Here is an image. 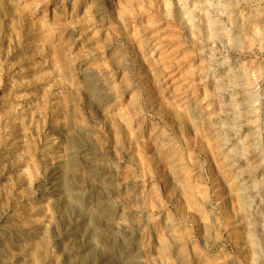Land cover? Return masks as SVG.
Returning a JSON list of instances; mask_svg holds the SVG:
<instances>
[{
    "label": "rangeland",
    "instance_id": "obj_1",
    "mask_svg": "<svg viewBox=\"0 0 264 264\" xmlns=\"http://www.w3.org/2000/svg\"><path fill=\"white\" fill-rule=\"evenodd\" d=\"M263 182L264 0H0V264H264Z\"/></svg>",
    "mask_w": 264,
    "mask_h": 264
},
{
    "label": "bare ground",
    "instance_id": "obj_2",
    "mask_svg": "<svg viewBox=\"0 0 264 264\" xmlns=\"http://www.w3.org/2000/svg\"><path fill=\"white\" fill-rule=\"evenodd\" d=\"M204 1V0H203ZM113 2V1H112ZM117 2V1H116ZM148 2V1H147ZM206 3V2H205ZM216 3V2H215ZM220 3V2H219ZM207 4V3H206ZM191 5H193V4H191ZM212 5V4H211ZM210 5V6H211ZM224 5V4H223ZM222 5V6H223ZM228 5V4H227ZM214 6V5H213ZM220 6H221V4H220ZM230 6V5H229ZM229 6H226V8L225 9H227ZM169 7V6H168ZM178 7H180V6H178ZM235 7V6H234ZM151 8V7H150ZM208 9V8H207ZM196 10V9H195ZM162 11V10H161ZM180 11V10H179ZM178 11V12H179ZM231 12V11H230ZM229 13V12H228ZM190 14V13H189ZM198 14V13H197ZM192 15V14H191ZM153 16V15H152ZM249 16V15H248ZM20 17V16H19ZM180 17V16H179ZM255 17V16H254ZM168 18V17H167ZM177 18V17H176ZM185 18H186V16H185ZM184 18V19H185ZM208 18V21L209 22H211V20L209 19V16L207 17ZM245 18V17H244ZM244 18H242V19H244ZM179 19V18H178ZM226 19V18H225ZM170 20V19H169ZM180 21H181V19H179ZM192 20V19H191ZM247 20V19H246ZM20 21V20H19ZM189 21V20H188ZM214 21H216L215 19H214ZM225 21V20H224ZM242 21V20H241ZM240 21V22H241ZM181 22H183V21H181ZM207 22V21H206ZM226 22V21H225ZM192 23V22H191ZM205 23V22H204ZM201 24V23H200ZM251 25V24H250ZM186 26V25H185ZM245 26V25H244ZM208 28L209 27H211V26H207ZM35 28V27H34ZM212 28H214L213 26H212ZM220 28V27H219ZM182 29V28H181ZM198 29V28H197ZM211 29V28H210ZM216 29V28H215ZM224 29V28H223ZM209 32V31H208ZM214 33V32H213ZM216 33V32H215ZM261 33V32H260ZM42 35V34H41ZM154 35V34H153ZM139 36V35H138ZM226 37V36H225ZM262 37V36H261ZM208 38V37H207ZM161 39V38H160ZM195 39V38H194ZM229 40V39H228ZM231 40V39H230ZM237 40V39H236ZM160 41V40H159ZM158 41V42H159ZM198 41V40H197ZM222 41V40H221ZM157 42V41H156ZM178 42V41H177ZM200 42V41H199ZM231 42V41H230ZM236 42V41H235ZM233 43V42H232ZM161 44V43H160ZM228 44V43H227ZM226 44V45H227ZM177 48V47H176ZM169 50V49H168ZM203 50V49H202ZM151 52V51H150ZM177 52V51H176ZM198 52V51H197ZM199 54V53H198ZM164 57H165V55H164ZM173 57V56H172ZM181 57H182V55H181ZM170 58V57H169ZM226 58V57H225ZM174 60V59H173ZM183 60V59H182ZM189 60V59H188ZM224 60V59H223ZM227 60V59H226ZM228 62V61H227ZM174 63H176L175 61H174ZM224 63H226V62H224ZM210 67V66H209ZM211 70V69H210ZM189 71V70H188ZM230 71V70H229ZM242 71V70H241ZM175 72V71H174ZM186 73V72H185ZM244 73V72H243ZM183 74V73H182ZM215 74V73H214ZM212 76V75H211ZM256 77V76H255ZM255 77H254V81H255ZM178 78V77H177ZM230 78V77H229ZM257 78V77H256ZM179 79V78H178ZM248 80V79H247ZM253 81V80H252ZM96 82V81H95ZM217 82V81H216ZM246 82V81H245ZM224 83H226V82H224ZM228 83V82H227ZM234 83V82H233ZM253 83V82H252ZM237 84V83H236ZM251 84V83H250ZM249 84V85H250ZM94 85V84H93ZM213 85V84H212ZM233 85V84H232ZM254 85V84H253ZM245 86V85H244ZM247 87V86H246ZM249 87V86H248ZM251 87V86H250ZM94 88H95V86H94ZM92 89V88H91ZM214 89H215V87H214ZM217 89V88H216ZM221 89V88H220ZM252 91V90H251ZM249 92H250V90H249ZM234 95V94H233ZM237 95V94H236ZM249 96H251V95H249ZM230 97V96H229ZM228 97V98H229ZM236 97V96H235ZM235 97H233V98H230L231 99V101H234L235 100ZM254 97V96H253ZM257 97V96H256ZM255 97V98H256ZM252 98V97H251ZM229 99V100H230ZM254 99V98H253ZM235 102V101H234ZM246 102V101H245ZM239 103H240V101H239ZM140 104V103H139ZM239 105L238 103H234V105ZM221 105V104H220ZM223 105V104H222ZM233 105V104H232ZM235 105V106H236ZM241 105V104H240ZM231 106V105H230ZM234 106V107H235ZM233 108V107H232ZM252 109V108H251ZM231 111V110H230ZM220 112V111H219ZM203 113V112H202ZM251 113V112H250ZM185 114V113H184ZM220 115V114H219ZM250 115V114H249ZM205 117V116H204ZM236 118V117H235ZM240 118V117H239ZM253 122V121H252ZM186 123V122H185ZM239 124V123H238ZM249 124H251V123H249ZM253 124V123H252ZM220 127V126H219ZM224 127V126H223ZM255 128H257V127H255ZM232 129V128H231ZM234 129V128H233ZM230 130V129H229ZM255 130V129H254ZM257 130V129H256ZM239 131V130H238ZM222 133H224V132H222ZM238 133V132H237ZM239 134V133H238ZM224 136V135H223ZM233 136V135H232ZM244 136V135H243ZM246 136H248V135H246ZM258 136H259V134H258ZM231 137V136H230ZM254 137V136H253ZM250 138H252V137H250ZM224 139V138H223ZM248 139H249V137H248ZM216 141V140H215ZM237 141H239V140H237ZM248 140H247V138L246 137H243V139H241L239 142H238V146H234L233 148H232V150L231 151H233L234 153H240V151H241V153H242V150H243V148L245 147V143L247 142ZM251 143V142H250ZM257 143H259V142H257ZM223 147V146H222ZM261 150V149H260ZM244 151V150H243ZM229 153V152H228ZM91 155V154H90ZM242 156V155H241ZM84 157V156H83ZM87 157V156H86ZM74 161V160H73ZM89 161V160H88ZM262 163V162H261ZM256 164V163H255ZM95 165V164H94ZM231 165V164H230ZM253 165V164H252ZM68 169L70 168V167H67ZM66 168V169H67ZM72 168V167H71ZM74 169V168H73ZM62 170V169H61ZM64 170V169H63ZM75 170V169H74ZM74 170H71V171H74ZM65 171H67V170H65ZM96 171V170H95ZM69 172V171H68ZM91 172V171H90ZM236 172V171H235ZM251 172V171H250ZM71 173V172H70ZM245 173V172H244ZM74 174V173H73ZM64 175H65V172H64ZM75 175V174H74ZM97 175V174H96ZM103 175V174H102ZM61 176V175H60ZM59 176V177H60ZM69 176V175H68ZM71 177V176H70ZM103 177V176H102ZM254 178V177H253ZM260 178V177H259ZM62 180H63V178H62ZM263 181V180H262ZM64 182V181H63ZM68 182V181H67ZM71 182V181H70ZM106 183V182H105ZM258 183H260L258 180H256V181H254V186L257 184L258 185ZM75 184V183H74ZM251 184V183H250ZM263 184H264V182H263ZM63 185V184H62ZM61 185V186H62ZM101 185V184H100ZM256 185V186H257ZM59 186V185H58ZM68 186V185H67ZM70 186V185H69ZM72 186V185H71ZM74 186V185H73ZM253 186V185H252ZM259 186V185H258ZM60 187V186H59ZM77 188V187H76ZM103 188H104V185H103ZM103 188H101V189H103ZM62 189H63V187H62ZM65 190V189H64ZM68 190H70V188H68V187H66V190H65V192H68L69 193V191ZM73 190V189H72ZM106 191V190H105ZM75 192V191H74ZM109 193V192H108ZM62 194V193H61ZM72 194H73V192H72ZM75 194V193H74ZM74 194H73V196H74ZM83 193H81V196L83 197V195H82ZM77 195V194H76ZM68 196V195H67ZM66 196V197H67ZM78 196V195H77ZM62 197V196H61ZM75 197V196H74ZM79 197V196H78ZM63 198H65V197H63ZM77 198V197H76ZM86 198V197H85ZM72 199V198H71ZM105 199V198H104ZM108 199V198H107ZM106 199V201H108ZM68 200V199H67ZM89 200V199H88ZM97 200V199H96ZM95 200V201H96ZM69 201V200H68ZM76 201H77V199H76ZM82 201V200H81ZM72 202V201H71ZM78 202V201H77ZM93 202V201H92ZM98 202V201H97ZM105 201H103V203H104ZM73 203V202H72ZM79 203V202H78ZM80 203H82V202H80ZM96 202H94V204H95ZM102 203V202H101ZM107 203V202H106ZM109 204H111L110 203V201L108 202ZM68 204V203H67ZM97 204V203H96ZM95 204V205H96ZM65 205V204H64ZM88 205V204H87ZM94 205V206H95ZM101 205V204H100ZM113 205V204H112ZM94 206H93V208H94ZM97 206V205H96ZM106 206V205H105ZM63 207V206H62ZM65 207V206H64ZM63 207V208H64ZM73 207V206H72ZM71 206L69 207V209H71L72 208ZM79 207V206H78ZM83 207V206H82ZM110 207V205H107L105 208H107L108 210L110 209L109 208ZM114 207V206H113ZM89 208V207H88ZM238 208V207H237ZM243 208V207H242ZM68 209V210H69ZM85 209V208H84ZM90 209V208H89ZM96 209V208H95ZM106 209V210H107ZM66 210H67V208H66ZM76 210H77V208H76ZM88 210V209H87ZM87 210H85V211H87ZM111 210V209H110ZM109 210V211H110ZM239 210V209H238ZM79 212H80V210H78ZM82 211V210H81ZM89 211V210H88ZM116 211V210H115ZM67 212V211H66ZM65 212V213H66ZM92 212V211H91ZM94 212V211H93ZM107 211H105V213H106ZM86 213V212H85ZM90 213V212H89ZM94 213H96V212H94ZM234 213V212H233ZM255 213V212H254ZM259 213V212H258ZM263 213V212H262ZM260 214V213H259ZM62 215V214H61ZM65 215H67V214H65ZM79 215V214H78ZM82 215V214H81ZM97 215V214H96ZM258 215V214H257ZM262 215V214H261ZM260 215V216H261ZM264 215V214H263ZM87 216V215H86ZM89 216V215H88ZM100 216V215H99ZM108 216H109V214H108ZM259 216V215H258ZM257 216V217H258ZM259 216V217H260ZM68 217V216H67ZM90 217H91V215H90ZM107 217V216H106ZM234 217V216H233ZM97 218H98V216H97ZM101 218V217H100ZM110 218V217H109ZM80 219H81V221H83L84 219H85V216L84 215H82V216H80ZM76 220H77V217H76ZM91 221V220H90ZM115 221H117V220H115ZM216 222V221H215ZM86 223H87V221H86ZM89 223V222H88ZM96 223H98V222H95V224ZM101 223V222H100ZM112 223V222H111ZM111 223H109V224H111ZM84 224V223H83ZM103 224V223H102ZM104 224H106L105 222H104ZM87 225H89V224H86V226ZM115 225V224H114ZM217 225V224H216ZM264 225V224H263ZM75 226V225H74ZM102 226V225H101ZM104 226V225H103ZM110 226V225H109ZM115 226H117V227H119L120 228V226L119 225H115ZM251 226V225H250ZM253 226V225H252ZM105 227H107V226H105ZM261 227V226H260ZM259 227V228H260ZM84 228V227H83ZM86 228V227H85ZM89 228V227H88ZM92 228V227H91ZM90 228V229H91ZM94 228V227H93ZM101 229H102V227H100ZM115 228V227H114ZM119 228H117V229H119ZM205 229V228H204ZM72 230H75V229H72ZM85 230V229H84ZM120 230V229H119ZM122 230H123V228H122ZM261 230H264V229H261ZM94 231V230H93ZM99 231V230H98ZM97 231V232H98ZM113 231V230H112ZM244 231V230H243ZM118 232H120V231H118ZM213 232V231H212ZM104 233V232H103ZM264 233V232H263ZM94 234V233H93ZM110 234V233H109ZM112 234V233H111ZM115 234V233H114ZM59 235V234H58ZM85 235V234H84ZM98 235H99V233H98ZM102 235V233H100V236ZM107 235V234H106ZM82 236V235H81ZM110 236V235H109ZM108 236V237H109ZM121 236V235H120ZM54 237V236H53ZM72 237V236H71ZM95 237V236H94ZM81 238V237H80ZM98 238V237H97ZM57 239V238H56ZM77 239V238H76ZM99 239V238H98ZM69 240V239H68ZM79 240V239H78ZM77 240V241H78ZM108 240V239H107ZM106 240V238H105V242H107V246L105 247V248H103L102 246H99V244H97V245H94V246H92L91 247V249H94L95 251H98V253L96 252V255L97 256H95V257H97V259L99 258V260H100V262H101V264H112V261L114 260V258H116V257H118L117 259H119L120 258V260H121V262H122V264H136L135 262H134V257L131 255V253H129V251H128V253L127 254H124L122 251H121V246L120 245H117L116 243H115V238H114V236H112V238H111V241H107ZM7 241V240H6ZM70 241H72L71 239H70ZM76 241V240H75ZM76 241V242H77ZM93 241V240H92ZM98 241V240H97ZM103 242V241H102ZM110 242H112V244L110 245ZM137 242V241H136ZM72 243V242H71ZM87 243V242H86ZM89 243H90V240H89ZM95 243H96V241H95ZM99 243V242H98ZM73 244V243H72ZM71 244V245H72ZM80 244V243H79ZM91 244V243H90ZM81 245V244H80ZM73 246V245H72ZM77 246V245H76ZM104 246V245H103ZM137 246V245H136ZM64 247V246H63ZM68 247V246H67ZM69 247H71V246H69ZM67 249V248H66ZM72 249V248H71ZM64 250V249H63ZM93 250V251H94ZM75 251V250H74ZM90 251V250H89ZM89 251H88V253H89ZM92 251V250H91ZM64 252V251H63ZM70 252V251H69ZM84 252V251H83ZM93 253V252H92ZM92 253H91V255H92ZM85 254V253H84ZM90 254V253H89ZM68 256V255H67ZM78 256H80V255H78ZM84 257V256H83ZM82 257V258H83ZM74 258H75V256H74ZM80 258V257H79ZM94 258V257H93ZM69 259V258H68ZM86 259V258H85ZM96 259V258H95ZM137 259V258H136ZM208 259V258H207ZM73 260V259H72ZM75 261H78V259L77 260H75ZM79 261H81V260H79ZM87 261H88V259H87ZM69 262V261H68ZM71 262V261H70ZM137 262V261H136ZM76 263V262H75ZM85 263V262H84ZM92 263H94V262H92ZM140 263H142V262H140ZM139 263V264H140ZM83 264V263H82ZM96 264V263H95ZM121 264V263H120Z\"/></svg>",
    "mask_w": 264,
    "mask_h": 264
}]
</instances>
